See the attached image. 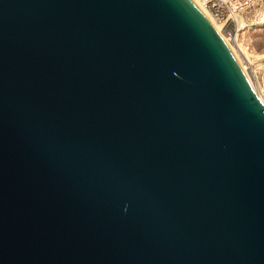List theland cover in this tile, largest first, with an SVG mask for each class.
<instances>
[{
    "label": "water",
    "instance_id": "water-1",
    "mask_svg": "<svg viewBox=\"0 0 264 264\" xmlns=\"http://www.w3.org/2000/svg\"><path fill=\"white\" fill-rule=\"evenodd\" d=\"M0 264H264V104L195 0H0Z\"/></svg>",
    "mask_w": 264,
    "mask_h": 264
},
{
    "label": "rangeland",
    "instance_id": "rangeland-1",
    "mask_svg": "<svg viewBox=\"0 0 264 264\" xmlns=\"http://www.w3.org/2000/svg\"><path fill=\"white\" fill-rule=\"evenodd\" d=\"M262 19H264V0L248 7L238 16L239 27H237L238 36L235 46L241 60H245L246 65L251 67L254 73L249 75L244 64L251 85H255L264 98V23L253 24Z\"/></svg>",
    "mask_w": 264,
    "mask_h": 264
},
{
    "label": "built area",
    "instance_id": "built-area-1",
    "mask_svg": "<svg viewBox=\"0 0 264 264\" xmlns=\"http://www.w3.org/2000/svg\"><path fill=\"white\" fill-rule=\"evenodd\" d=\"M258 1L262 0H200L213 17L223 22V34L233 42L234 45H237L236 33L238 28L236 16L240 13L242 14L245 9ZM242 62L246 65L245 60L242 59ZM246 68L249 75L254 74L251 67L246 65Z\"/></svg>",
    "mask_w": 264,
    "mask_h": 264
},
{
    "label": "bare ground",
    "instance_id": "bare-ground-1",
    "mask_svg": "<svg viewBox=\"0 0 264 264\" xmlns=\"http://www.w3.org/2000/svg\"><path fill=\"white\" fill-rule=\"evenodd\" d=\"M197 2V4L200 6V8L203 10V12L205 13V15L207 16V18L209 19V21L211 22V24L213 25V27L216 29V31L221 35V37L228 43V45L231 47V49L233 50V52L235 53L245 75H246V71H245V67H244V64H242V60L240 58V54H238V50L236 48V46L234 45L233 42H231L224 34H223V31H222V25H223V22L222 21H219L217 20L215 17L212 16V14L206 9V7L200 2V0H195ZM241 15L238 14L236 16L237 18V27L238 26V16ZM261 24V23H264V19L260 20V21H256L255 23H253L254 25H257V24ZM238 30V29H237ZM237 36H238V32L236 33ZM236 36V37H237ZM237 40V38H236ZM246 77L248 78L249 82H250V78L248 75H246ZM251 84V82H250ZM254 92L256 93V95L259 97V99L262 101V103L264 104V98L262 97V95L258 92L257 90V87L255 85H251Z\"/></svg>",
    "mask_w": 264,
    "mask_h": 264
}]
</instances>
